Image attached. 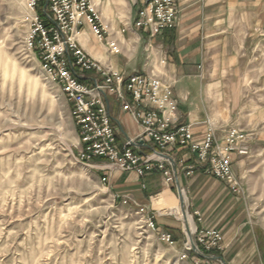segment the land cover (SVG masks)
Wrapping results in <instances>:
<instances>
[{"label": "rangeland", "instance_id": "1", "mask_svg": "<svg viewBox=\"0 0 264 264\" xmlns=\"http://www.w3.org/2000/svg\"><path fill=\"white\" fill-rule=\"evenodd\" d=\"M29 15L26 0H0V264H194L193 254L182 258L183 222L169 212L180 204L176 187L172 207L162 196L148 206L176 221L168 245L108 175L79 162L70 106L28 48ZM250 151L235 163L245 194L232 209L244 234L257 229L258 247L247 238L213 264H264V141L251 140Z\"/></svg>", "mask_w": 264, "mask_h": 264}, {"label": "crops", "instance_id": "2", "mask_svg": "<svg viewBox=\"0 0 264 264\" xmlns=\"http://www.w3.org/2000/svg\"><path fill=\"white\" fill-rule=\"evenodd\" d=\"M178 1L175 28L150 38L147 31L135 27L139 0H92L106 26L103 39L99 40L88 24L79 28L78 42L97 61L126 77L154 71L172 80L179 102L178 124L190 125L195 141L202 142L210 126L219 143L235 127L247 133L250 141H264V132L259 129L264 126V0ZM110 43L118 52H113ZM149 43L153 45L154 60L146 66ZM164 59L166 64H160ZM108 104L119 143L137 140L140 152L148 154L154 146L141 141V126L112 98ZM173 156L178 163L184 161V166H177V174L187 197L186 207L197 218L199 228L222 233L225 251L221 254H233L247 238L252 248L258 247L255 227L247 228L246 234L242 232L243 225L238 222L241 216L232 209L234 195L226 184L197 167L188 151L181 150ZM233 158L235 172V163L241 157ZM98 163L120 195L130 198L135 206L148 209L159 196L167 198L168 207L173 206L172 190L163 184L158 173L140 179L133 173L115 170L107 162ZM191 167L193 175L189 176ZM157 225L173 233L178 230L170 217L157 218ZM244 246L242 249H246ZM242 249L240 254L245 251Z\"/></svg>", "mask_w": 264, "mask_h": 264}, {"label": "built area", "instance_id": "3", "mask_svg": "<svg viewBox=\"0 0 264 264\" xmlns=\"http://www.w3.org/2000/svg\"><path fill=\"white\" fill-rule=\"evenodd\" d=\"M40 1L26 0L30 13L28 48L70 106L78 134L79 162L99 170L100 165L96 161L107 162L115 170L133 173L140 179L158 173L164 185L170 188L171 185L176 187L178 182L177 166H184V161L178 163L173 153L186 150L194 157L197 167L224 182L234 196L245 194L241 179L233 170V156L247 157L250 154V136L247 133L236 127L230 128L224 142L219 143L215 130L210 126L204 140L195 141L192 127L178 124L179 102L174 96L172 80L154 71L136 72L126 77L103 65L81 47L77 39L79 28L89 24L99 40L103 39L106 29L103 17L92 0H45L43 12L48 23L39 15ZM139 2L137 29L147 31L150 38H155L175 28L178 0ZM147 45L146 66L154 60L153 45ZM109 46L113 52H118L114 43ZM160 64H166V59ZM110 98L141 126V141L151 142L154 146L148 154L140 152L137 140L119 143V132L108 104ZM193 169L191 167L187 171L189 176L193 175ZM122 198L123 204L131 202L128 197ZM140 210L147 215L149 229L161 232L163 243L174 245L172 232L159 228L149 209L141 207ZM195 232L194 244L203 254L200 247L207 252L224 251V238L220 231L209 228ZM185 246L187 250L182 255L183 259H189L193 254L194 264H213L212 260L194 254L193 246Z\"/></svg>", "mask_w": 264, "mask_h": 264}, {"label": "bare ground", "instance_id": "4", "mask_svg": "<svg viewBox=\"0 0 264 264\" xmlns=\"http://www.w3.org/2000/svg\"><path fill=\"white\" fill-rule=\"evenodd\" d=\"M182 202L184 203V207H183ZM182 202H181V200H179V203H180L179 206L174 207L172 209H169V212L171 215H173L179 221L183 222L184 232H186V238H187L186 239V243H187L186 245L188 247H191L190 241L192 239V236L195 234L196 227L194 225L193 217H191L187 211V207H186L187 197H186L185 193L183 195Z\"/></svg>", "mask_w": 264, "mask_h": 264}, {"label": "water", "instance_id": "5", "mask_svg": "<svg viewBox=\"0 0 264 264\" xmlns=\"http://www.w3.org/2000/svg\"><path fill=\"white\" fill-rule=\"evenodd\" d=\"M166 157L170 158L169 156H166ZM174 171H175V173H176V168H175V167H174ZM177 189H178L179 199H180L181 202H182L184 192H183V189H181V187H180V185L178 184V182H177ZM182 203H183V202H182ZM183 207H184V203H183ZM190 242H191V246H193V252H194V254H198L200 257H202V258H204V259L213 260V261H221V262L225 263V260H223L221 257H217V256H213V255H210V256H209V255H205V254H203V253L199 250L198 246H196V245L194 244L193 239H191Z\"/></svg>", "mask_w": 264, "mask_h": 264}, {"label": "trees", "instance_id": "6", "mask_svg": "<svg viewBox=\"0 0 264 264\" xmlns=\"http://www.w3.org/2000/svg\"><path fill=\"white\" fill-rule=\"evenodd\" d=\"M39 4H40L39 15H40V17H41L42 19L46 20V22L48 23V20L45 19V14H44V12H43L44 6L46 5V4H45V0H41ZM200 248H201V250H202L205 254H207V255H219V256L222 257V254L219 253V252H216V251H210V252H207V251H205L202 247H200Z\"/></svg>", "mask_w": 264, "mask_h": 264}]
</instances>
